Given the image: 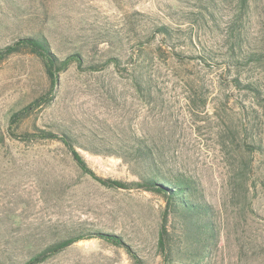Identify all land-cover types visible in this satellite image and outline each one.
I'll return each mask as SVG.
<instances>
[{"label": "rangeland", "instance_id": "obj_1", "mask_svg": "<svg viewBox=\"0 0 264 264\" xmlns=\"http://www.w3.org/2000/svg\"><path fill=\"white\" fill-rule=\"evenodd\" d=\"M248 8L231 55L238 0H0V48L38 34L59 57L81 56L19 131L70 132L97 176L124 182L137 180L131 165L83 147L93 141L108 153L143 139L162 164L195 176L215 211L218 238L204 264H264V57L249 58L264 53V0ZM48 90L27 49L0 63V264H21L73 227L117 235L143 264H163L160 196L106 188L61 143L10 136V113L46 101ZM43 264L135 263L123 247L91 238Z\"/></svg>", "mask_w": 264, "mask_h": 264}, {"label": "trees", "instance_id": "obj_2", "mask_svg": "<svg viewBox=\"0 0 264 264\" xmlns=\"http://www.w3.org/2000/svg\"><path fill=\"white\" fill-rule=\"evenodd\" d=\"M227 2L230 0H221ZM206 9L211 15L215 14L216 8L211 3H207ZM249 0H238V12L234 15L230 23L232 33L230 36L231 55L234 53L233 47H239V35L242 28L240 23L243 21L249 10ZM155 32L171 38L173 31L166 26H156ZM47 40L37 35L19 38L12 44L0 48V63L9 55L27 49L41 60L48 82L49 90L46 101L43 98H35L31 102L10 113L8 120V130L10 136L20 142H42L55 141L61 143L68 151L71 160L82 173L98 182L100 185L111 189H132L137 188L160 196L165 205L161 212L158 227L156 249L162 259L163 264H204L209 256L212 247L218 238V231L215 225V211L212 205L205 199L203 188L200 181L193 175L174 169L173 167L162 164V158L158 157L160 151L154 146L147 145L143 139H132L130 144L115 145L112 152L104 153L97 150L98 145L89 141V146L83 147L85 150L109 154L120 158L125 163L131 165L137 178L135 181L124 182L121 180L104 179L97 176L87 165L84 157L79 152L76 144L77 138L67 131L45 130L34 128L33 131L20 130L21 124L31 116L39 104L48 105L53 95V89L58 82L59 74L69 69L72 64L81 66V56L79 53L66 55L64 58L51 52ZM264 57V53L251 54L250 59L255 61ZM114 62L117 59L113 58ZM147 67V66H146ZM142 73V72H141ZM137 73L140 81L145 82V78ZM147 86L149 83L146 82ZM135 85L140 90L141 84L135 80ZM251 86V85H250ZM249 88V87H247ZM254 92L257 89L250 87ZM51 96V97H50ZM99 238L105 242L118 247H123L135 264H143L141 259L133 252L125 241L114 234L87 229L83 227H73L67 229L63 235L48 243L39 251L33 252L21 264H43L50 258L63 252L72 244L81 240ZM4 254H0V259Z\"/></svg>", "mask_w": 264, "mask_h": 264}]
</instances>
